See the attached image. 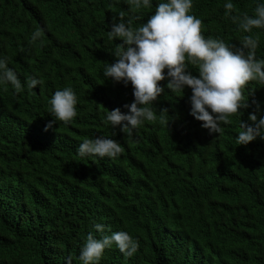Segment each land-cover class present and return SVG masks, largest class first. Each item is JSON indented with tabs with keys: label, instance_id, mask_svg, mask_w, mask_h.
I'll list each match as a JSON object with an SVG mask.
<instances>
[{
	"label": "trees",
	"instance_id": "obj_1",
	"mask_svg": "<svg viewBox=\"0 0 264 264\" xmlns=\"http://www.w3.org/2000/svg\"><path fill=\"white\" fill-rule=\"evenodd\" d=\"M160 2L133 12L127 0H0V58L24 85L16 93L0 83V264H83L80 250L90 232L100 238L98 223L140 244L132 257L113 244L98 264H264V140L236 143L253 100L264 116V84L249 82V107L219 134L189 114L191 89L172 92L167 80L156 121L131 136L106 121V109L127 113L134 99L130 83L103 75L121 43L109 40L110 25L122 11L125 21L141 17L134 26L146 22ZM227 2L193 0L191 14L205 37L238 48L249 33L225 17ZM231 2L252 15L264 0ZM37 28L44 35L31 43ZM252 34L264 59V29ZM30 77L42 83L29 89ZM64 87L75 91L78 114L44 131L55 119L49 101ZM97 136L117 140L123 153L81 157L79 145Z\"/></svg>",
	"mask_w": 264,
	"mask_h": 264
},
{
	"label": "clouds",
	"instance_id": "obj_2",
	"mask_svg": "<svg viewBox=\"0 0 264 264\" xmlns=\"http://www.w3.org/2000/svg\"><path fill=\"white\" fill-rule=\"evenodd\" d=\"M130 9L138 12L151 9L152 0H127ZM224 15L244 33L240 47L226 43L219 37H205L203 21L192 15L193 0H162L155 6L154 14L146 22L134 26V16L124 20L125 13L114 18L108 32L109 40H120L113 53L114 63H106L103 75L116 83L132 86L134 97L128 109L122 113L120 108L111 111L106 109V121L113 128L120 126L121 132L131 136L145 121L157 120V109L154 102L164 92L160 82L167 80L166 87L172 92L183 95L185 87L191 89L189 102L190 115L202 122L201 127L209 133H221L222 125L231 124L233 115H241V109L249 107L248 97L244 92L249 82L264 84V59L256 57L259 45V34H252L253 29H264V3H257L252 15L240 12L229 0L224 4ZM44 31L37 28L31 35V43L42 38ZM198 71V76L188 71L189 67ZM166 70V71H165ZM0 83L11 84L16 93L24 89L14 70L7 64V58H0ZM42 81L30 77L27 81L29 89L37 87ZM78 97L72 87H64L55 91L51 97L50 111L52 119L44 128L48 131L57 121L71 123L77 116ZM248 121L240 120L237 145H247L258 137L264 140V116L258 119L260 110L258 102ZM160 121L168 125L163 113L159 110ZM81 157L98 156L115 159L124 151L121 144L111 138L97 136L85 138L79 145ZM100 238L90 232L80 250L83 264H98L106 249L113 244L125 257H132L139 249V241L125 231L111 232L103 224L93 225ZM111 232V234H105ZM186 237H183L184 239ZM190 241L187 240L184 246ZM71 257L67 258L70 264Z\"/></svg>",
	"mask_w": 264,
	"mask_h": 264
}]
</instances>
